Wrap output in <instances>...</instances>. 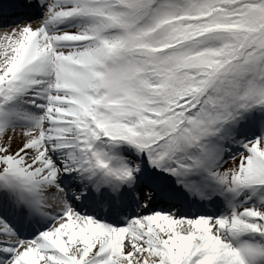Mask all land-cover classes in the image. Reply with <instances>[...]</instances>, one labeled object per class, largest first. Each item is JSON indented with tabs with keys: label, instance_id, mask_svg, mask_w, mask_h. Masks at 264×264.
I'll return each instance as SVG.
<instances>
[{
	"label": "snow or ice",
	"instance_id": "1",
	"mask_svg": "<svg viewBox=\"0 0 264 264\" xmlns=\"http://www.w3.org/2000/svg\"><path fill=\"white\" fill-rule=\"evenodd\" d=\"M0 32V264H264V0H0Z\"/></svg>",
	"mask_w": 264,
	"mask_h": 264
},
{
	"label": "bare ground",
	"instance_id": "2",
	"mask_svg": "<svg viewBox=\"0 0 264 264\" xmlns=\"http://www.w3.org/2000/svg\"><path fill=\"white\" fill-rule=\"evenodd\" d=\"M38 23V22H37ZM34 27L36 26V24L33 25ZM0 34H2V32H0Z\"/></svg>",
	"mask_w": 264,
	"mask_h": 264
}]
</instances>
